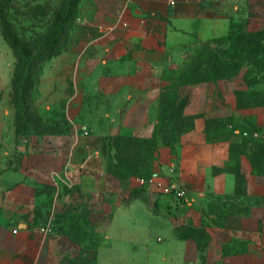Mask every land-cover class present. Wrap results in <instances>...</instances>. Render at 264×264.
<instances>
[{"label":"crops","instance_id":"crops-1","mask_svg":"<svg viewBox=\"0 0 264 264\" xmlns=\"http://www.w3.org/2000/svg\"><path fill=\"white\" fill-rule=\"evenodd\" d=\"M105 11L116 29L94 53L43 70L33 109L44 130L17 134L0 54V264L70 263L49 211L102 222L95 264H264V168L232 127L254 114L239 104L242 73L182 87L192 126L174 148L157 137L151 178L117 179L106 155L110 136H154L167 74L195 46L245 23L264 31V0H108ZM167 184L185 189L183 204Z\"/></svg>","mask_w":264,"mask_h":264},{"label":"rangeland","instance_id":"rangeland-1","mask_svg":"<svg viewBox=\"0 0 264 264\" xmlns=\"http://www.w3.org/2000/svg\"><path fill=\"white\" fill-rule=\"evenodd\" d=\"M107 2L108 0H81L74 4V0H0V54L5 59L9 75L3 93L7 103L15 110L12 115L15 124L18 111L20 127L26 121L36 123L35 119L39 118V114L33 109L35 90L43 70L56 56L63 53L75 54L78 58L91 55L96 51L97 40L116 29L113 24L115 22H105L109 20L105 11ZM64 17L66 19L61 25ZM58 30L65 37L63 48L56 55L46 58L52 50L51 46H46L49 42L54 46ZM238 31L241 32L238 37L228 35L195 46L188 68L195 74L200 71L209 72L207 63L217 58L222 59V67L227 69L229 61L226 56L243 58V61L235 62L233 66L239 67L235 76L242 73L243 83L248 86V93L240 94L239 101L251 108L254 114L235 128L254 132L259 137L257 144L264 145V33L253 30L246 23ZM252 32L256 34L253 35ZM245 34L249 36L245 37ZM22 62H25L27 69L30 67L34 71L32 86L27 91L24 89V80L17 85V69ZM182 66L168 72L169 86L179 77ZM15 99L19 105L13 102ZM22 128L19 129L21 133L25 127ZM162 134L173 138V127L163 128ZM121 151L116 158L118 161L129 162L128 166H140L137 161L142 158L134 156L130 146ZM144 161L150 165L153 162L148 158ZM66 218L59 220L55 212L49 211L45 223L58 235L69 264H95L96 250L102 234L99 223L102 222L88 220L86 214L79 213H71Z\"/></svg>","mask_w":264,"mask_h":264},{"label":"trees","instance_id":"trees-1","mask_svg":"<svg viewBox=\"0 0 264 264\" xmlns=\"http://www.w3.org/2000/svg\"><path fill=\"white\" fill-rule=\"evenodd\" d=\"M81 0H74V4L79 3ZM61 21V25H63V21ZM63 23V24H62ZM60 25V26H61ZM59 32V33H58ZM236 32V33H235ZM263 32L264 31H258ZM238 33V34H237ZM59 34V35H58ZM251 34L255 35V32H252ZM250 34V36H252ZM231 37L240 36L241 32L238 30H233L230 34ZM249 36L245 34V37ZM54 46L53 44L49 42L46 47L51 46L52 50L48 53V57H51L53 55H56L62 48L65 43V37L61 34L60 30L57 31L56 37L54 38ZM192 58L190 57L184 65L179 70V77L174 80L170 86L165 90L161 97L160 102V108H159V122L156 126V130L154 133V136L151 138H141L138 136H110L107 141L106 146V155H107V163L109 171L114 174L117 178L121 180L128 179L132 176H137L142 179H149L154 175V172L152 170V165L145 164V159L148 158V160L153 161L155 159V151L157 149V137H160L162 141L165 144H169L173 146V148L176 146L179 136L183 131H186L192 126V122L194 117L190 115H184L183 109L186 106V104L189 102L190 94L189 92L183 93L181 91L182 87L186 85H197L199 83L208 81V80H216L220 78H231L234 77L237 72L238 68L233 67L234 63L237 61H243V58L236 57L234 55L226 56V59L229 61L227 69H223L222 67V59L214 58L212 62L207 63V69L210 71H200L198 73H194V71L190 70L188 67L190 66V60ZM35 60V59H34ZM34 62V61H33ZM36 63V61H35ZM233 68V69H232ZM208 73V74H207ZM17 74L19 81L24 80V89L25 91L29 90L32 86V80L34 77V71L32 68H26L25 62H22L21 65L17 69ZM38 74V72H36ZM248 93L246 91L239 92L240 94ZM13 102L17 105L18 100H13ZM239 104L241 106H245L239 101ZM19 111L16 115V127H17V134H20V128L26 127L28 124H32L36 129L44 130L46 127L43 125L42 120L39 116L38 119H35L36 123H29L28 121L25 122L24 126L20 127V116ZM28 117L31 119V115L28 112ZM231 125V124H230ZM173 127V138L166 137L162 134L163 128L166 127ZM215 129V133L218 136H226L228 135V127L229 124L223 123L222 125H216L212 126ZM235 129V126H232ZM23 129V128H22ZM214 129H212L214 131ZM211 130V135L213 131ZM240 133L243 136V146L242 148L249 147L252 150L251 159L254 165L258 168H264V145L263 144H257V141H259V137L255 135L254 132H250L249 130H241ZM130 146V149L133 150L134 156L140 157L142 159H138L137 164H140V166H134L130 164L128 166L129 162H125L123 160L118 161L116 158L119 157V152L121 150H124L125 148H128ZM118 150V152H117ZM122 154V151H121ZM143 188L134 189L131 191L130 196L127 198L128 201H132L139 197L141 193H143Z\"/></svg>","mask_w":264,"mask_h":264},{"label":"built area","instance_id":"built-area-1","mask_svg":"<svg viewBox=\"0 0 264 264\" xmlns=\"http://www.w3.org/2000/svg\"><path fill=\"white\" fill-rule=\"evenodd\" d=\"M175 0H172L174 3ZM160 192L164 194H173L177 204H183V199L185 197V189L183 187L172 186V184H167L161 186Z\"/></svg>","mask_w":264,"mask_h":264}]
</instances>
